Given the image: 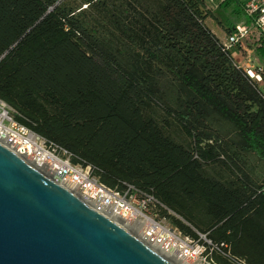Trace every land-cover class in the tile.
Here are the masks:
<instances>
[{
	"label": "trees",
	"instance_id": "obj_1",
	"mask_svg": "<svg viewBox=\"0 0 264 264\" xmlns=\"http://www.w3.org/2000/svg\"><path fill=\"white\" fill-rule=\"evenodd\" d=\"M98 5L108 38L85 10L0 0V100L101 183L152 195L182 234L217 248L215 264H264V180L228 165L241 151L264 162V98L206 26L204 1L86 10Z\"/></svg>",
	"mask_w": 264,
	"mask_h": 264
},
{
	"label": "water",
	"instance_id": "obj_2",
	"mask_svg": "<svg viewBox=\"0 0 264 264\" xmlns=\"http://www.w3.org/2000/svg\"><path fill=\"white\" fill-rule=\"evenodd\" d=\"M0 264H174L0 144Z\"/></svg>",
	"mask_w": 264,
	"mask_h": 264
},
{
	"label": "built area",
	"instance_id": "obj_3",
	"mask_svg": "<svg viewBox=\"0 0 264 264\" xmlns=\"http://www.w3.org/2000/svg\"><path fill=\"white\" fill-rule=\"evenodd\" d=\"M240 9L246 22L234 25L221 43L225 50L231 51L234 65L248 76L264 98V65L257 57L256 47L245 48L251 34L264 44V0H247L240 4ZM15 117V110L0 100V144L46 179L75 194L166 260L215 264L212 253L217 248L203 235L194 240L182 234L160 215L165 207L152 195L130 185L123 190L106 186L90 166L73 163L70 152L20 125ZM226 256L233 264H246L241 259Z\"/></svg>",
	"mask_w": 264,
	"mask_h": 264
},
{
	"label": "rangeland",
	"instance_id": "obj_4",
	"mask_svg": "<svg viewBox=\"0 0 264 264\" xmlns=\"http://www.w3.org/2000/svg\"><path fill=\"white\" fill-rule=\"evenodd\" d=\"M88 1L93 4L100 3V5H104L106 8H109L110 6L118 5L121 2L126 3L127 0H50L54 6L63 7L68 12L77 13L80 10H85V14H83L80 19L84 22L88 31L95 33L100 37H110L112 30L107 22V17L104 13L105 10L99 5L96 7H88L86 10ZM130 1L136 2L140 0ZM203 1L204 8L202 11L206 15L205 24L216 37L218 35L221 38L220 42H223L231 33L233 27L232 25H238L246 22V18L242 12L235 14L232 11L236 8L240 9V4L247 0H231L232 2L229 6L223 8H218L219 4L222 3V0ZM260 43L261 42L257 41L256 37L251 34L245 42V48L253 50L256 47L257 50L255 51L257 57H259L264 65V57L258 52V48L261 46ZM228 165H230L233 169H241L246 173L249 179H252L257 183L264 180V162L260 161L259 158L252 152H238L233 155L232 160L228 162ZM212 167L213 166H210L208 168L211 169ZM212 170L218 172L219 174H230L226 169L220 170L218 167H213Z\"/></svg>",
	"mask_w": 264,
	"mask_h": 264
},
{
	"label": "bare ground",
	"instance_id": "obj_5",
	"mask_svg": "<svg viewBox=\"0 0 264 264\" xmlns=\"http://www.w3.org/2000/svg\"><path fill=\"white\" fill-rule=\"evenodd\" d=\"M174 264H184L182 262H178V261H172Z\"/></svg>",
	"mask_w": 264,
	"mask_h": 264
},
{
	"label": "crops",
	"instance_id": "obj_6",
	"mask_svg": "<svg viewBox=\"0 0 264 264\" xmlns=\"http://www.w3.org/2000/svg\"><path fill=\"white\" fill-rule=\"evenodd\" d=\"M232 26H234V25H232ZM217 38L219 39V40H221V38L217 35Z\"/></svg>",
	"mask_w": 264,
	"mask_h": 264
}]
</instances>
